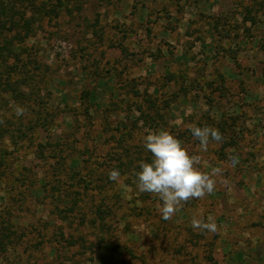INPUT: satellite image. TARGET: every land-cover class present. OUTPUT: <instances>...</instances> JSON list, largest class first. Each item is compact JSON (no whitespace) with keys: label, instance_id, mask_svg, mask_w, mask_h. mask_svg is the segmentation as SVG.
I'll return each mask as SVG.
<instances>
[{"label":"rangeland","instance_id":"rangeland-1","mask_svg":"<svg viewBox=\"0 0 264 264\" xmlns=\"http://www.w3.org/2000/svg\"><path fill=\"white\" fill-rule=\"evenodd\" d=\"M70 1L72 12L44 17L25 42L24 60L34 61L26 90L39 89L50 122L35 131L46 157L12 130L16 119H31L35 101L21 106L0 91V240L3 221L25 235L16 248L0 245V264H264V15L247 17L251 0ZM190 124L224 127L223 142L202 152ZM162 129L201 156L203 171L219 169L214 191L182 202L170 220L134 175L139 161L152 160L146 130ZM57 141L69 146L60 180L78 171L72 189L82 193L67 219L55 213L51 195L61 194L51 184L36 191L42 179L54 182L47 143ZM113 167L118 182L108 177ZM82 177L100 192L83 195ZM104 198L113 207L101 220ZM71 205L65 199L60 208ZM194 216L214 217L218 232L194 229Z\"/></svg>","mask_w":264,"mask_h":264},{"label":"trees","instance_id":"trees-1","mask_svg":"<svg viewBox=\"0 0 264 264\" xmlns=\"http://www.w3.org/2000/svg\"><path fill=\"white\" fill-rule=\"evenodd\" d=\"M251 1L252 6L254 7H250L249 5L246 7V11L247 14H249L247 17H251L254 21V10L264 15V3L259 0ZM71 2L72 1L70 0H0V91L9 94L11 98L18 103V105L28 106L30 101H35L37 104L36 107L34 106L32 108V111L35 113L31 119H29L27 123L21 119H16L15 126L12 130L14 129L15 136L27 139L32 144H36V150L41 153V156L43 157H46V147L43 143L35 142V131L39 129L47 130L50 122L43 114L45 109L39 106L37 99L39 89L32 85L30 91L26 90V87L29 85V80H31L34 76V72L30 69V65L33 64L34 61L28 57L29 55H27V59L24 60V54L27 53L28 49L25 42L29 39L34 29H36L35 25L38 23L40 24L44 17L58 15L62 10L72 12L70 7ZM72 8L78 9L80 8V4L76 2ZM174 77V74L170 75L171 79ZM219 77L221 80L225 79V76L222 74H220ZM85 96L89 100L92 98L91 92H87ZM32 97H35L34 100ZM151 105L154 107L155 103H151ZM138 110L141 112V115H145V111H143V107L141 105L138 107ZM87 112H89V109ZM146 121L147 118H145V122ZM223 128L219 130L221 133L222 131L225 132V129ZM0 136H2L1 131ZM47 145H49L48 147H50L54 152L52 153V157L56 159L55 165L57 167L54 169L53 173L55 178L54 182L52 181V177L51 180L47 181L42 179V186L36 191L40 193L46 192L51 184L50 189L53 190L55 194L56 192L61 194L57 196L54 194L51 195V198L56 205L55 213H58L61 216V219H67L69 212L75 211V209L79 206V201L81 200L80 197L82 193L78 190L76 191L75 189H72L74 183L78 181L76 176L79 173L78 171H74V174L70 176V181L67 180V182H61L59 176L65 170L63 153L65 152L66 147L68 148L69 146H64L65 144H62L61 141H57L56 143L48 142ZM72 164H74L73 167L76 168L79 165V162L76 158H73ZM121 164L123 163H119L117 166L121 168ZM119 170L121 171V169ZM5 174V171L0 173L2 177ZM81 180L83 182L85 192L83 195H88V190H93L95 188L96 190H99L98 186L94 187L92 185L93 183L89 184L83 177ZM90 182H93V180L91 179ZM65 185L67 186V189H65ZM62 193L64 194L62 195ZM65 199L67 202L72 203L69 209L60 208V203H62ZM112 207L113 204H109L107 199L104 198L101 203L97 204L95 213L101 220H103L109 213L112 212ZM96 220L97 218H94L91 221L94 223ZM2 224L0 245L5 246L7 242H11L13 244L15 243L16 248L24 239L25 235L23 231L17 227L16 222L15 229L13 228L14 225L11 221H3ZM61 236H63V233H61ZM67 240L71 245H75L77 242V239L74 238Z\"/></svg>","mask_w":264,"mask_h":264},{"label":"clouds","instance_id":"clouds-1","mask_svg":"<svg viewBox=\"0 0 264 264\" xmlns=\"http://www.w3.org/2000/svg\"><path fill=\"white\" fill-rule=\"evenodd\" d=\"M14 111L17 116H22L25 109L16 106ZM194 139L199 141V148L207 152L210 141L223 142V134L214 127H199L196 124L188 125ZM148 134L143 136L144 147L152 154L151 162L139 161L140 171L134 170L136 187L141 193H152L156 195L162 204H158V210L164 220H170L182 202L192 199H203L211 194L216 186L214 176L219 169H214L211 174L203 171L199 165L201 156L190 155L188 149L170 131L159 132L146 130ZM229 160L235 166L238 158L229 156ZM111 181L118 182L121 173L118 168L113 167L108 171ZM191 225L201 232H218V226L212 216L207 222L203 217L192 218Z\"/></svg>","mask_w":264,"mask_h":264}]
</instances>
